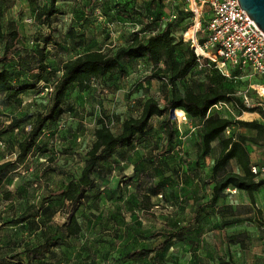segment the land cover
<instances>
[{
    "label": "rangeland",
    "instance_id": "374dc122",
    "mask_svg": "<svg viewBox=\"0 0 264 264\" xmlns=\"http://www.w3.org/2000/svg\"><path fill=\"white\" fill-rule=\"evenodd\" d=\"M1 4L5 33L9 22L15 21L24 37L19 48L22 65L27 66L29 59V63L42 59L44 54L47 70L46 81L17 100L8 101L0 95V163L16 161L19 145L37 114L50 108V93L66 61L92 51L113 52L130 44L138 34L147 40L171 22L176 40L184 41L178 58H185L187 49L192 48V43L185 41L193 26L187 0H59L55 8L52 0H2ZM174 13L177 19L172 18ZM210 14L206 5L203 30ZM198 37L201 43L207 40L204 33ZM4 44L0 41V57ZM155 72L151 61H135L125 63L110 76L93 79L88 90L82 91L77 85L69 89L60 123L46 128L34 152L10 172L0 189V264H28L26 249L43 245L49 237L53 241L45 260L35 264H219L221 259L264 264V188L255 194V206L248 194L227 190L218 205L210 207L212 166L222 145L215 142L205 157L201 122L181 110L175 117L166 114L153 118L147 134L133 149L100 164L90 202L75 210L62 199L49 197L52 191L66 188L81 176L100 119L117 133L126 119L140 116L149 98L164 106L176 93H202L212 85L240 93L241 98L250 84L248 79L235 78L240 75L238 71H231L228 78L219 69L208 67H194L175 84L166 74L155 77ZM212 114L237 120L233 109L215 108ZM27 115L29 122L12 128L14 118ZM239 119L263 122L259 112ZM167 121L175 130L172 143L168 142ZM255 134L233 127L223 138ZM248 150L253 165L264 169V147L248 144ZM229 170L237 172L240 168L234 161ZM161 182L163 194L152 197L154 208L143 213V197L150 194L151 185ZM71 214H76L83 230L69 239L62 226ZM22 216L30 220L18 223ZM231 221L240 222L226 227L225 222ZM188 226L185 240L175 242L167 253L146 258L143 263L123 260L127 253L152 249L166 234ZM233 235L239 236L244 246L232 244Z\"/></svg>",
    "mask_w": 264,
    "mask_h": 264
},
{
    "label": "trees",
    "instance_id": "16d2710c",
    "mask_svg": "<svg viewBox=\"0 0 264 264\" xmlns=\"http://www.w3.org/2000/svg\"><path fill=\"white\" fill-rule=\"evenodd\" d=\"M58 1L52 0V8H55ZM95 1L92 0V2ZM1 2L2 0H0V41H4L5 44L3 54L0 57V95H4L8 101H15L46 81V56L43 54L42 59H36L31 63H29V59L27 66L22 65L23 63L20 62L22 55L19 48L24 37L15 21L9 22L8 32L5 33L1 16ZM58 13L59 11L56 10L55 14ZM177 17L178 15L176 19ZM173 29L174 22H171L162 31L151 35L147 40H142L138 34L130 44L119 47L113 52L92 51L66 61L63 65L62 76L55 84L52 93H50L51 106L45 113L37 114L26 139L19 145L20 152L16 161L0 163V189L10 172L18 165L23 164L34 152L37 141L46 128L60 123L66 113L64 105L67 94L73 85H77L82 91L88 90L90 88L89 83L93 79H103L120 70L125 63L141 60L151 61L156 68L154 76L159 77L160 74H166L172 84L185 79L194 67H199L198 57L193 48L189 47L187 49L185 58L182 60L178 58V52L184 45V41L182 39L176 40ZM161 64L165 65L164 69L160 67ZM205 68L207 67H203V69ZM208 68L218 70L215 65ZM25 76L27 77L24 78ZM220 103L232 104V108L237 114V120L212 114L216 105ZM173 110L184 111L191 119L201 122V145L205 157L211 154L215 142L219 141L222 145L219 156L213 161L212 179L214 187L209 206L216 207L222 194L228 189H235L248 194L251 203L255 206V194L264 188V179H260L262 169L257 168V174L253 172V167L257 166L252 163L248 144L264 147V121L240 120L239 117L243 115V112L256 113L258 109L246 107L243 100L237 97V93L233 90L215 85L209 86L202 93H196L192 90H187L183 94L176 93L167 99L164 106L156 99L149 98L143 104L140 116L126 119L122 123L121 130L117 133L112 131L105 120L100 119L95 131V141L87 153L88 160L81 176L72 179L66 188L52 191L49 197L51 199H62L64 203L75 210L86 202H90V194L95 191L97 183L94 175L100 164L113 160L126 150L133 149L138 140L147 134L153 118L164 117L166 114H171ZM29 121L30 117L28 115L21 119L14 118L11 126L17 128ZM233 127L250 130L256 134L252 137L237 135L224 139L223 134ZM166 129L168 142L172 143L175 139V130L171 125V121H167ZM234 161L239 166L240 173L229 170ZM163 186V182L158 185H151L150 194L143 197L140 205L143 213L154 208L152 197L162 195ZM226 210L224 209L222 212ZM28 220H30V217L22 216L17 222L24 223ZM239 222H225V226H233ZM189 228V226L183 227L178 231L168 233L165 235V239L156 247L131 251L123 257V260L125 262L143 263L146 258L151 259L156 254L167 253L175 242L185 240L184 234L190 230ZM62 230L66 238L69 239L78 237L82 233L83 228L76 214L69 217L67 223L62 226ZM238 238L237 235L231 236V243L244 246V243ZM52 241L53 237H49L43 245L26 249L24 253L27 255L28 264L43 262ZM219 264L236 263L232 259H221Z\"/></svg>",
    "mask_w": 264,
    "mask_h": 264
},
{
    "label": "built area",
    "instance_id": "2783aa9c",
    "mask_svg": "<svg viewBox=\"0 0 264 264\" xmlns=\"http://www.w3.org/2000/svg\"><path fill=\"white\" fill-rule=\"evenodd\" d=\"M187 2L193 26L187 32L186 36L189 37L185 38V41L192 43L200 68L215 65L228 78L231 71H238L240 75L235 78L248 79L249 87L241 95L243 96L241 99L249 109H258L257 112L261 113L264 121V32L241 8L239 0H187ZM206 5H209L211 16L203 30L202 19ZM172 18L176 19L175 13ZM200 33L207 36L204 43L199 41ZM198 47L203 53L198 52ZM252 97L256 98V103ZM232 107V104L220 103L215 108L233 109ZM245 114L247 112H243V115ZM253 172L258 173L257 167H253ZM228 191L237 192L235 189Z\"/></svg>",
    "mask_w": 264,
    "mask_h": 264
},
{
    "label": "water",
    "instance_id": "95a60500",
    "mask_svg": "<svg viewBox=\"0 0 264 264\" xmlns=\"http://www.w3.org/2000/svg\"><path fill=\"white\" fill-rule=\"evenodd\" d=\"M239 4L264 32V0H239ZM175 113V110L171 111V117H175Z\"/></svg>",
    "mask_w": 264,
    "mask_h": 264
},
{
    "label": "crops",
    "instance_id": "0c3cea01",
    "mask_svg": "<svg viewBox=\"0 0 264 264\" xmlns=\"http://www.w3.org/2000/svg\"><path fill=\"white\" fill-rule=\"evenodd\" d=\"M210 13H211V10H210ZM210 16H211V14L209 15V17H208V20L210 19ZM141 111H142V109H141ZM66 148V147H65ZM241 171H237L236 173H240ZM10 175V174H9ZM9 177V176H8ZM8 177L6 178V180H5V182H4V185H5V183H6V181L8 180ZM3 185V186H4ZM263 189V188H262ZM261 189V190H262ZM240 193H243V194H246V193H244V192H240ZM72 216V214L70 215V217Z\"/></svg>",
    "mask_w": 264,
    "mask_h": 264
},
{
    "label": "bare ground",
    "instance_id": "6f19581e",
    "mask_svg": "<svg viewBox=\"0 0 264 264\" xmlns=\"http://www.w3.org/2000/svg\"><path fill=\"white\" fill-rule=\"evenodd\" d=\"M197 50H198L199 53H203V51L201 50V48L198 47Z\"/></svg>",
    "mask_w": 264,
    "mask_h": 264
}]
</instances>
